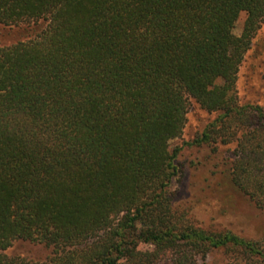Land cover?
Masks as SVG:
<instances>
[{
  "label": "trees",
  "instance_id": "obj_1",
  "mask_svg": "<svg viewBox=\"0 0 264 264\" xmlns=\"http://www.w3.org/2000/svg\"><path fill=\"white\" fill-rule=\"evenodd\" d=\"M263 19L264 0H0V24H45L0 44V264H264V238L174 204L170 143L192 100L215 113L187 144L228 146L264 210V108L237 94ZM16 240L50 254H7Z\"/></svg>",
  "mask_w": 264,
  "mask_h": 264
},
{
  "label": "rangeland",
  "instance_id": "obj_2",
  "mask_svg": "<svg viewBox=\"0 0 264 264\" xmlns=\"http://www.w3.org/2000/svg\"><path fill=\"white\" fill-rule=\"evenodd\" d=\"M245 14H240L234 32L240 33ZM44 22L21 23L14 26L0 24V44H10L35 36ZM264 19L254 34L241 62L237 94L241 102L264 108ZM216 116L202 109L194 100L190 102L183 135L172 140L171 146H182L178 160L182 172L172 188L174 204L204 228L229 229L246 238H264V210H260L231 183L229 157L231 150L219 145L190 146L187 142ZM5 252L31 261L46 260L50 249L43 244L16 240Z\"/></svg>",
  "mask_w": 264,
  "mask_h": 264
}]
</instances>
